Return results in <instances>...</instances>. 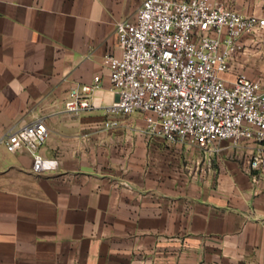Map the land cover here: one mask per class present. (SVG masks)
<instances>
[{"label":"crops","instance_id":"1","mask_svg":"<svg viewBox=\"0 0 264 264\" xmlns=\"http://www.w3.org/2000/svg\"><path fill=\"white\" fill-rule=\"evenodd\" d=\"M264 15V0H213ZM143 0H0V140L45 119L39 147L56 169L34 172L26 149L0 141V264H264V155L254 143L215 150L146 132L141 113L109 116L119 98L106 55L117 24ZM223 74L264 78V38ZM93 107L66 110L94 77ZM119 124L104 128L106 119Z\"/></svg>","mask_w":264,"mask_h":264},{"label":"built area","instance_id":"2","mask_svg":"<svg viewBox=\"0 0 264 264\" xmlns=\"http://www.w3.org/2000/svg\"><path fill=\"white\" fill-rule=\"evenodd\" d=\"M120 56L106 55L119 98L106 106L111 116L141 113L145 131L169 143L207 150L221 141L254 143L250 163L264 155V78L239 72L232 83L223 74L245 50L244 38H264V15L243 14L213 0H143L134 20L117 24ZM101 77L73 89L66 110L93 107ZM119 124L106 119L104 128ZM50 136L43 118L13 127L1 138L11 150L28 149L34 172L56 169L59 161L39 152Z\"/></svg>","mask_w":264,"mask_h":264}]
</instances>
